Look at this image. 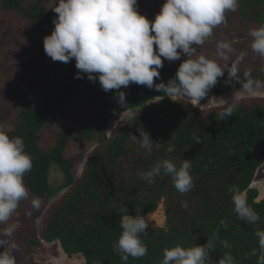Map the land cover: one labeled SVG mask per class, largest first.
<instances>
[{
	"label": "trees",
	"instance_id": "trees-1",
	"mask_svg": "<svg viewBox=\"0 0 264 264\" xmlns=\"http://www.w3.org/2000/svg\"><path fill=\"white\" fill-rule=\"evenodd\" d=\"M18 1L0 0V13L22 12L38 30L51 35L58 14L38 4L26 12ZM234 13H239L246 30L257 28L264 24V0H239ZM178 67L176 64L160 69V79L155 83L167 84L175 77ZM77 72L75 59L68 63L57 61L55 66L44 65L38 73L45 75L46 83L15 95V113L9 122L11 127L5 131L10 137L23 138L25 151L33 158V168L24 176L28 191L46 201L65 191L43 216L39 240L47 244L58 242L69 259L82 255L84 264H96L98 259L103 264H123L113 249L122 232L119 210L127 207L125 214L147 217L161 207L165 226L148 227V235H141L147 255L139 259L129 257L127 264H161L165 248L178 244L204 245L217 229L220 239L227 240L231 248L225 249L215 241L216 249L210 253L214 264L229 251L237 264H257L258 253L253 256L251 252L258 249L256 230H264V199L258 201L260 194L252 185L264 164V102L241 100L233 115L222 121L218 113L223 109L200 112L182 99L172 102V97H166L155 87L149 89L134 83L119 90L126 94L125 104L117 103L108 109L101 103L100 86L95 101L90 102L96 110L89 127L77 133L69 128L60 132L78 87L85 94L92 89L96 91L86 74L82 73L81 79L74 78ZM257 73L253 71L251 77L264 81ZM116 91H108L109 96L118 99ZM222 93L215 86L200 101ZM153 99L158 101L148 105ZM129 112L136 115V122L127 118ZM123 113L127 115L107 138V124ZM141 126L150 133L153 142L161 144L153 149L151 156L129 139V134L140 138L137 128ZM48 131L54 132L55 140L43 145V136ZM196 138L201 143H196ZM83 139L98 146L82 176L77 178L76 164L65 157V152L72 140ZM169 145L174 146L172 153L166 151ZM168 158L177 167L184 159L191 160L195 184L191 192L180 194L170 176L162 174L156 183L148 184L136 175ZM53 165L61 168L65 178L58 189L51 188L49 183ZM231 185L239 186L249 205L259 214L258 223L247 224L237 218L228 190ZM182 201H187L186 208L181 206ZM222 219L228 222L226 230L220 227ZM35 231L27 228L18 233L31 260L41 244ZM32 264H35L33 260Z\"/></svg>",
	"mask_w": 264,
	"mask_h": 264
},
{
	"label": "clouds",
	"instance_id": "clouds-1",
	"mask_svg": "<svg viewBox=\"0 0 264 264\" xmlns=\"http://www.w3.org/2000/svg\"><path fill=\"white\" fill-rule=\"evenodd\" d=\"M239 0H164L160 12L153 21L138 12L137 0H58L53 11L57 17L53 20L54 30L51 35L43 38L45 54L52 61L68 63L75 59L78 69L74 78H87L95 83L98 79L104 92L117 90L115 95L118 103L125 104L126 94L119 91L130 84L146 86L162 92L166 97L184 98L197 104L207 97L217 83L218 78L227 72L228 77L242 84V90L254 95L258 89L264 88V81L254 80L250 72L239 74V60L229 66L227 61L233 48L228 42H217L216 56L224 61L222 66L217 60L198 55L197 49L212 37L218 26H227V12H236ZM252 38L251 50L264 57V24L249 30ZM187 57L178 67L175 77L167 84L161 82L160 69L164 61L175 62L181 56ZM246 53H242L240 59ZM163 58V59H162ZM264 71V69H261ZM226 107L218 113L220 120L231 117L236 110V100L226 102ZM127 118L136 122L137 117L129 112ZM138 139L129 134V139L139 144L147 156H151L154 148L161 144L155 143L142 126L137 128ZM196 143H201L196 138ZM168 153L174 151L169 145ZM33 168V158L25 151L23 138L10 137L0 130V224L7 222L18 208L21 201L29 196L24 184V176ZM191 160L184 159L179 167L171 158L161 159L146 172L136 173L148 184L156 183V179L170 176L174 188L180 193L191 192L195 186L191 175ZM233 211L237 218L247 224H255L260 220L259 214L251 207L238 185H231ZM33 204L38 206L39 201ZM181 206L186 208L187 201ZM127 207L119 210L122 229L118 241L113 244L123 264L129 257L139 259L148 253L147 246L141 235L147 236L149 227L146 218L141 215L129 216ZM220 227L225 230L228 222L220 220ZM15 225L3 229V237H11ZM258 249L251 255L257 256V264H264V230H256ZM218 241L225 249L231 245L219 237V229L212 233L206 244L201 246L183 247L176 245L165 248L161 264H214L210 256L216 249ZM0 246H8V240L0 238ZM15 248V245H12ZM247 258V255L245 256ZM0 264H16L15 257L8 251L0 252ZM96 264H103L97 260ZM218 264H237L231 252H226Z\"/></svg>",
	"mask_w": 264,
	"mask_h": 264
},
{
	"label": "rangeland",
	"instance_id": "rangeland-1",
	"mask_svg": "<svg viewBox=\"0 0 264 264\" xmlns=\"http://www.w3.org/2000/svg\"><path fill=\"white\" fill-rule=\"evenodd\" d=\"M55 2H58V0H25L28 6L40 4L44 5L47 9H50L51 5ZM137 2L138 12L144 15L148 20L153 21L155 16L160 12L164 0H137ZM226 17L227 26L221 25L214 29L212 37L206 40V42L197 49L198 55L217 60V62L223 66L225 62L215 55L216 44L220 41L228 42L231 44L233 52L230 54L227 63L230 66L232 62L237 60L240 61L238 67L241 79H244L243 74L245 72L252 73L253 71H258L257 75L260 74L264 77V71L261 70L264 69V57H260L251 50L250 45L252 38L248 35L249 30L244 28V22L240 20L239 13L227 12ZM30 25L29 22L24 21L23 18H20L19 15L15 13H0V130L3 131L11 127L9 122L13 118L16 109L15 95L22 91H30L32 87H37L44 83L45 75L43 73H38L40 69L46 65L44 63L45 60L43 61L40 57L42 53L47 63H54V61L45 54L44 49L42 53L39 50V43H43V38L45 36L33 30ZM30 42L32 43L30 44ZM242 53H246V55H244L241 60L240 57ZM182 56L184 57V61L187 57L184 55ZM180 60H182V58ZM180 60L175 62L165 60L162 69L168 68L170 65H180L183 62ZM93 85L96 91L92 89V91L87 94L83 92L80 86L78 87L71 101V108L64 118L62 128H60V132H63L65 128H69L70 130L75 129L74 132L77 133L89 127L96 110L95 107L91 106L90 102L92 103L95 101L93 98L100 90L98 79ZM217 86L223 92L221 95L213 96L197 104H193V102L184 98L176 99L184 100L195 106L200 112L224 109L227 106L226 102H231V100H236L237 103L244 99L264 102V88L258 89L254 95H249L242 90V84L228 77L227 72H225L223 77L218 78L216 87ZM156 101H158V99H153L148 105ZM126 115V113H123L113 117L109 121L107 124V138L111 136L114 129ZM54 137V132H46L42 140L43 145H47L49 141L55 140ZM97 146L98 143L88 142L85 139L77 142H73L72 140V144L66 149L65 157L76 164L74 174L77 178L82 176L83 170ZM64 181L65 178L61 168L53 165L50 169L49 176L51 188H60ZM252 187L258 190L260 194L258 201L264 199V164L258 170ZM64 193L65 191L61 192L57 198L46 201L29 192L28 198L20 202L16 211L10 219L5 222V224L9 226L15 225V231L10 238L2 236L5 227L3 224H0V238L8 240V246L5 249L0 246V252H10L15 257L16 264H32V260L35 264H84L82 256L81 258L76 257L69 259L58 242L47 244L41 242L38 237L43 216L49 207L56 203L58 198ZM34 200L39 201L38 206L33 204ZM145 218L150 228L165 226L166 218L161 207L156 213ZM27 228L36 230V239L41 243L36 253L32 256V260L30 256L26 254L25 247L21 245L18 234L23 229ZM13 244L15 248L12 247Z\"/></svg>",
	"mask_w": 264,
	"mask_h": 264
},
{
	"label": "flooded vegetation",
	"instance_id": "flooded-vegetation-1",
	"mask_svg": "<svg viewBox=\"0 0 264 264\" xmlns=\"http://www.w3.org/2000/svg\"><path fill=\"white\" fill-rule=\"evenodd\" d=\"M19 2V5H20V7L22 8V9H24L26 12H29V11H32V9H30V7H32V6H35V5H37V4H33V5H27L26 3H25V0H19L18 1ZM57 3L58 2H55L53 5H51V7H50V9H46L48 12H54L53 11V8L55 7V6H57ZM38 5H40V4H38ZM40 6H42V5H40ZM6 12H10V11H6ZM12 13H15L16 15H19V17L20 18H23L24 19V21H26V22H29L31 25V27L33 28V30H36L37 32H40V33H42L45 37L47 36L43 31H41V30H38L32 23H31V21L28 19V18H26L25 17V15H24V13H22V12H19V11H12ZM32 42H30V44H31ZM39 50H40V52L42 53L43 52V49H44V47H43V43H39ZM29 49H30V46H29ZM41 57V59L44 61L45 60V64L47 65L48 63H47V61H46V59L44 58V56H43V53H42V55L40 56ZM181 58H182V60H180V61H183V59H184V57L183 56H181ZM51 65H53V66H55V64H56V62H54V63H50Z\"/></svg>",
	"mask_w": 264,
	"mask_h": 264
},
{
	"label": "water",
	"instance_id": "water-1",
	"mask_svg": "<svg viewBox=\"0 0 264 264\" xmlns=\"http://www.w3.org/2000/svg\"><path fill=\"white\" fill-rule=\"evenodd\" d=\"M101 103L108 109H112L114 107H116L117 103H118V99L115 97H110L108 92H104L102 90V95H101Z\"/></svg>",
	"mask_w": 264,
	"mask_h": 264
},
{
	"label": "crops",
	"instance_id": "crops-1",
	"mask_svg": "<svg viewBox=\"0 0 264 264\" xmlns=\"http://www.w3.org/2000/svg\"><path fill=\"white\" fill-rule=\"evenodd\" d=\"M81 256H82V255H77V256H74L73 258H76V257L81 258ZM73 258H72V259H73ZM82 258H83V256H82Z\"/></svg>",
	"mask_w": 264,
	"mask_h": 264
}]
</instances>
